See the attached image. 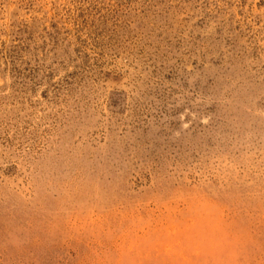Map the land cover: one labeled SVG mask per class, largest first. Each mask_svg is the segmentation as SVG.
I'll return each instance as SVG.
<instances>
[{"label":"rangeland","instance_id":"1","mask_svg":"<svg viewBox=\"0 0 264 264\" xmlns=\"http://www.w3.org/2000/svg\"><path fill=\"white\" fill-rule=\"evenodd\" d=\"M0 264H264V0H0Z\"/></svg>","mask_w":264,"mask_h":264}]
</instances>
